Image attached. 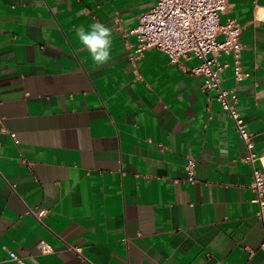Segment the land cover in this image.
Returning <instances> with one entry per match:
<instances>
[{
    "label": "crops",
    "instance_id": "1",
    "mask_svg": "<svg viewBox=\"0 0 264 264\" xmlns=\"http://www.w3.org/2000/svg\"><path fill=\"white\" fill-rule=\"evenodd\" d=\"M155 2L0 0V264H264L247 149L192 73L201 61L135 55ZM229 4L221 22L242 27L250 76L237 82L220 54L222 86L264 172V0ZM93 22L112 32L104 65L76 36Z\"/></svg>",
    "mask_w": 264,
    "mask_h": 264
},
{
    "label": "built area",
    "instance_id": "2",
    "mask_svg": "<svg viewBox=\"0 0 264 264\" xmlns=\"http://www.w3.org/2000/svg\"><path fill=\"white\" fill-rule=\"evenodd\" d=\"M229 7V0H156L154 6L141 15L139 24L131 33L138 40L135 55L141 56L145 51L156 49L166 53L172 64L189 57L201 61L199 66L192 69V73L203 78L205 90L216 93L217 101L234 122L237 134L246 146L245 160L252 167V202L259 206L258 216L264 227V172L256 166L259 160L255 152L256 133L248 128L238 112L236 89L226 90L222 86V74L229 64L219 61L220 54L233 57L237 82L250 76L241 66L242 27L234 21L221 22V15ZM219 36L224 39L219 41ZM12 136L15 138L14 134ZM195 166V161L189 159L186 170L192 183L195 182ZM30 212L38 220L47 215L45 209H31ZM38 248L42 254L53 253V248L47 242L42 241ZM261 249L264 252V239ZM77 252L80 254L81 249H77ZM14 260H18L17 255Z\"/></svg>",
    "mask_w": 264,
    "mask_h": 264
},
{
    "label": "clouds",
    "instance_id": "3",
    "mask_svg": "<svg viewBox=\"0 0 264 264\" xmlns=\"http://www.w3.org/2000/svg\"><path fill=\"white\" fill-rule=\"evenodd\" d=\"M76 36L82 51H86L95 65H104L111 60L112 32L104 24L93 22L85 28L79 26L75 29ZM12 259H16L15 253H9Z\"/></svg>",
    "mask_w": 264,
    "mask_h": 264
}]
</instances>
